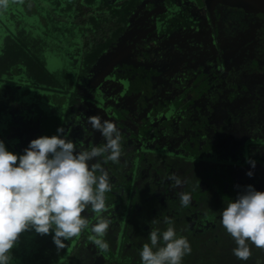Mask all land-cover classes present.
Instances as JSON below:
<instances>
[{
	"label": "trees",
	"instance_id": "16d2710c",
	"mask_svg": "<svg viewBox=\"0 0 264 264\" xmlns=\"http://www.w3.org/2000/svg\"><path fill=\"white\" fill-rule=\"evenodd\" d=\"M258 1L264 3V0H254L251 5L256 6ZM145 2L148 0H7L6 5H0V140L6 149L21 155L27 147L3 123L13 103L19 101L30 110L35 108L34 102H28L32 96L26 94L27 89L35 93L49 91L62 103L54 107L50 104L51 98L43 102L41 120L46 126L42 128L47 132L43 131V136L57 135V129L63 127L61 135L72 140L77 150H81V145L89 150L101 146L105 142L102 136L94 143L86 137L87 118L92 111L111 115L106 119L116 124L123 137L120 161L103 164L112 184V190L106 193L109 211L103 214L112 221L103 238L109 244L108 251L101 252L88 239L92 235L91 227L79 237L65 241L66 247L59 250L52 239L54 232L40 235L29 229L20 235L11 250L9 264H141L140 251L144 243H150L151 228L162 232L168 227L165 216L172 219L177 235L190 242L191 253L184 256L182 264H264V250L252 244H249L251 258L237 259L233 255L235 241L221 225L222 210L247 185L264 191V123L256 120L255 126L249 125L234 115L239 111L244 114L253 111L257 101L246 105L248 100L244 107L230 104L227 107L230 113L218 120L219 135L206 143V135L212 131L211 119L207 118L211 107H216V102L221 104L219 98L223 93H230L234 82L213 83L212 90L206 91L210 85L209 74L203 72L187 88L182 83V91L168 105L155 111L148 102L143 104L140 116L134 117L119 106L106 104L103 100L106 96L95 90L89 80L90 71L100 66L119 37L130 29L138 16V8ZM179 2L188 0H162L157 5L164 7L158 17L166 21L160 29L175 23ZM213 2L194 0L192 5L185 3L183 10L188 6V13L192 14L193 4L208 7ZM50 28L59 39L53 45L37 33L41 29L49 36ZM55 46L60 49L59 58L53 56ZM206 53L210 70L218 71L219 67L211 64L216 58L214 51L207 48ZM55 57L58 61L68 59L73 70L69 72L70 67L66 65L59 72L50 70L49 58ZM23 96L27 99L22 100ZM114 107H119L132 121L125 122V130L120 117L111 113ZM30 114L24 115L25 125L21 129L26 128ZM49 126L54 127L49 130ZM216 142L220 150L214 148L218 156L213 158L206 147ZM247 158L256 161L254 168L246 162ZM250 170L251 177L246 174ZM171 173L186 183L179 188L170 187L167 177ZM208 176L219 179L218 191H214ZM223 188L229 197H222ZM181 191L191 194V203L186 208L180 204ZM212 198L215 202L208 204ZM82 215L95 223L91 209ZM154 219L158 223L151 224Z\"/></svg>",
	"mask_w": 264,
	"mask_h": 264
},
{
	"label": "rangeland",
	"instance_id": "374dc122",
	"mask_svg": "<svg viewBox=\"0 0 264 264\" xmlns=\"http://www.w3.org/2000/svg\"><path fill=\"white\" fill-rule=\"evenodd\" d=\"M161 1L148 0L138 8V16L131 23L130 29L119 37L100 66H95L90 71L89 80L95 85V90H100L106 96H102L106 104L119 106L134 117L140 116L143 106L148 102L158 111L182 91V83L185 82L183 88H187L194 78L211 71L207 61V48L215 53L216 58L211 64L219 67L214 73H219L221 67H227V70L234 67L237 73L232 90L222 94L219 98L221 104L216 102V107L225 106L227 109L230 104L240 106L249 100L246 105H250L257 100H264V21L258 16L264 14V10L259 11L252 6L254 0H214L208 7L193 4L192 7L198 10V13L193 10L198 14L196 19L183 10L185 3L189 6L194 0L179 2L181 6L176 9L178 12L173 19L175 23H169L165 30L160 28L164 27L166 21L158 17L160 9L164 8L157 6ZM241 8L248 13V17L242 14ZM35 25H39V22ZM44 31L38 29L37 33L45 39L47 37L52 45L58 43L59 39L51 28L48 30L49 36ZM54 48L53 56L59 58L60 49L57 46ZM57 58H49L50 64L47 67L50 70L59 72L65 65L70 67L69 72L73 70L68 59L58 61ZM238 63H243V67L238 68ZM26 94L32 96L28 102H34L35 108L33 106L30 110V107L26 108L19 101L13 103L3 123L7 126L5 128L11 127L13 135L18 134L19 143L25 142L28 146L31 140L43 136V128L46 126L41 120L43 102L51 98L50 104L54 107L62 106V103L49 91L35 93L34 90L27 89ZM26 99L27 97H22V100ZM119 107L112 108L111 113L120 117L121 127L125 130V122L132 121ZM151 107L149 109L152 110ZM254 107L257 108V104ZM26 114H30L29 123L25 129H21V125H25ZM92 115H103L105 119L111 116L90 111L88 116ZM53 127L49 126V130ZM99 136H102L101 133L94 131L89 124L86 137L90 143H94ZM224 196H227L225 188L222 197ZM214 202L212 198L208 204Z\"/></svg>",
	"mask_w": 264,
	"mask_h": 264
},
{
	"label": "clouds",
	"instance_id": "9594fccd",
	"mask_svg": "<svg viewBox=\"0 0 264 264\" xmlns=\"http://www.w3.org/2000/svg\"><path fill=\"white\" fill-rule=\"evenodd\" d=\"M6 3L0 0V5ZM87 123L105 141L90 150L83 145L77 150L72 140L61 135L63 127L57 129V135L31 140L21 155L8 151L0 140V264H9L11 250L29 229L40 235L54 232L52 239L59 250L66 247L65 241L91 227L88 239L101 252L108 251L109 244L103 238L112 221L103 214L109 211L106 193L112 190V184L103 164L120 161L123 137L113 121L102 120L99 115L89 116ZM93 160L95 163L90 164ZM246 162L255 167V160L247 158ZM246 174L251 177L253 172ZM167 180L172 188L186 183L175 173ZM179 200L186 208L191 194L181 191ZM86 209L95 214V223L82 215ZM156 223L155 219L151 221ZM164 223L168 227L162 232L151 228L150 243H144L140 251L141 264H182L184 256L191 253L190 242L177 235L172 219L165 216ZM221 225L235 241L233 255L237 259L251 258L249 244L264 250V191L247 185L222 210Z\"/></svg>",
	"mask_w": 264,
	"mask_h": 264
},
{
	"label": "flooded vegetation",
	"instance_id": "af4514ba",
	"mask_svg": "<svg viewBox=\"0 0 264 264\" xmlns=\"http://www.w3.org/2000/svg\"><path fill=\"white\" fill-rule=\"evenodd\" d=\"M184 10H187V13H188V7L185 8ZM193 10H196L198 13V10L195 7ZM241 12L245 17H248V13L244 12L242 10V8H241ZM197 13L195 11H193L192 14L188 13V15H190L194 19H196V17L198 16ZM258 16L262 18V21H264V17H263L264 15L258 14ZM256 20L257 19H255L254 21L256 22ZM201 24H203V23L201 22ZM262 32H263V30H262ZM212 52H213V50H212ZM208 60H209V57H208ZM242 67H243V63H238V68H242ZM208 74H209V78L207 80L209 81L210 85L208 86L206 91L212 90V89H210L211 88L210 86L213 83H223V82H228V81L235 82L237 79V73L234 71V67H231L230 70H227V67H221L219 73H214L213 71H209ZM203 95L205 96L206 94L203 93ZM240 106L244 107V104H242ZM211 109H212V110H210L211 113L208 115L207 118L211 119L210 120V126L212 127V131H208V133L206 135V139H207L206 143H210V140L216 138V136L219 135L218 128L220 125L218 123V120L220 118H223L226 115V113H228V114L230 113V112H227V109L225 106H218V107H214V108L211 107ZM223 110H225L224 111L225 113L223 112ZM232 112L234 114V111H232ZM234 115L239 119L242 118L243 121L248 122L249 125L255 126L256 120H259L262 123H264V100H257V108H255L253 111L248 112L246 114L239 111L238 115H236V114H234ZM212 121L213 122L215 121L216 123H212ZM206 148L209 149V151H208L209 154L211 156H214L213 158H217L218 153L214 150V148H217L218 150H220V148L218 147V142H216L212 146L206 147ZM213 163L214 162H211L210 164L213 165ZM223 168H226V167L224 166ZM233 168H234V170H236L235 167H233ZM239 173L241 174L242 172H239ZM203 177H206V175H204L200 178H203ZM208 178H209V176H208ZM209 180L212 182V186H213L214 191L215 192L218 191V189H220L219 179H215V177L211 176L209 178Z\"/></svg>",
	"mask_w": 264,
	"mask_h": 264
},
{
	"label": "water",
	"instance_id": "95a60500",
	"mask_svg": "<svg viewBox=\"0 0 264 264\" xmlns=\"http://www.w3.org/2000/svg\"><path fill=\"white\" fill-rule=\"evenodd\" d=\"M256 4V3H255ZM254 6V5H253ZM256 6H258V8H264V3L262 1H258V3L256 4ZM255 6V7H256Z\"/></svg>",
	"mask_w": 264,
	"mask_h": 264
}]
</instances>
